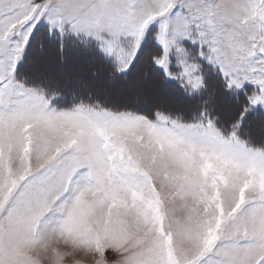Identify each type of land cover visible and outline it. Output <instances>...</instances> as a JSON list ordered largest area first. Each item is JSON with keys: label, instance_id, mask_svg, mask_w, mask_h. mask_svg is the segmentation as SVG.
I'll list each match as a JSON object with an SVG mask.
<instances>
[{"label": "snow or ice", "instance_id": "obj_1", "mask_svg": "<svg viewBox=\"0 0 264 264\" xmlns=\"http://www.w3.org/2000/svg\"><path fill=\"white\" fill-rule=\"evenodd\" d=\"M41 25L172 103L22 72ZM0 264H264V0H0Z\"/></svg>", "mask_w": 264, "mask_h": 264}, {"label": "rangeland", "instance_id": "obj_2", "mask_svg": "<svg viewBox=\"0 0 264 264\" xmlns=\"http://www.w3.org/2000/svg\"><path fill=\"white\" fill-rule=\"evenodd\" d=\"M41 28L44 30L43 25H41ZM78 56L79 55L75 54V52L69 54L68 55L69 58H73L76 60L69 61V63L64 66L63 65L64 63L63 64L61 63V57L57 55L55 50L53 51L52 49L49 48L46 52L45 50L41 52L33 51V53L31 54V56L27 61L28 64L26 68L28 70V73H31L33 76H40L41 74H49L46 73L43 69V67H49V69L51 68L50 74H55L57 77L61 79L73 80L76 78H83L84 80L89 82V87L92 89V91L94 90L99 91V93L101 92L102 94L108 96L113 95L114 99L111 101L115 100V102L119 101L118 99L120 100L126 99L129 100V102L134 103L135 105L145 108H149L150 105L153 103H160V104L172 103L171 98L167 95H161V94L152 95V98H150L151 97L150 96L149 100H147L143 96H138L139 77L137 74L133 76H129L127 81L118 80L114 82H112L107 78L106 73L102 74L101 76H93L91 75V72L92 69L94 68L95 61L93 59L92 61L82 60L83 64H81L79 62ZM124 85L126 87H124ZM153 98H155V100L150 101V99Z\"/></svg>", "mask_w": 264, "mask_h": 264}, {"label": "trees", "instance_id": "obj_3", "mask_svg": "<svg viewBox=\"0 0 264 264\" xmlns=\"http://www.w3.org/2000/svg\"><path fill=\"white\" fill-rule=\"evenodd\" d=\"M43 33H44V30L42 29V28H40V34H39V36L36 38V39H33L32 41H31V43L29 44V46H28V49H27V51H26V62H23L22 64H21V66H20V69H21V71L22 72H24V73H26V74H28L29 76H33L31 73H28V70H27V68H26V66H27V61H28V59H29V57L31 56V54L33 53V51L34 52H37V51H43V50H45V52L50 48V49H52L53 51L55 50L56 51V53H57V55H59L60 56V54L57 52V46H56V42H55V40H53V39H50V38H47V37H44L43 36ZM41 40H42V46H41ZM71 54V53H73V51L71 50V49H67L66 51H65V53H64V55H63V59L61 58V63L65 66L66 64H68L69 63V61H75L76 59H73V58H69L68 57V55L69 54ZM75 54H77V53H75ZM79 56V62L81 63V64H83L81 61L82 60H86V61H92V58H91V56H89L88 54H78ZM40 56V55H39ZM61 57V56H60ZM89 59H88V58ZM78 60V59H77ZM95 62V65H94V67H96L97 66V64L99 63V61L98 60H94ZM67 62V63H66ZM87 68H90V67H87ZM43 69H44V71L46 72V73H50L49 71H50V69H49V67H43ZM92 73V72H91ZM106 73V72H105ZM136 73H132V74H129V76H133V75H135ZM92 75V74H91ZM129 76L127 77V78H124V77H121V76H117L115 79H113V80H111L112 82H114V81H127L128 80V78H129ZM112 82H110V83H112ZM93 84V83H92ZM95 84V83H94ZM122 85H123V83H122ZM124 87H126L125 85H124ZM89 90L90 91H92V89L89 87ZM93 92V94L94 95H98V96H100L101 98H104V99H107L108 101H110V102H113V103H116V104H119V105H126V106H128V107H130V108H134V109H141V110H144V109H147V108H145V107H141V106H138V105H135L134 103H131V102H129V100H126V99H124V100H120V99H118L119 101H116L115 102V100L114 101H111V100H113L114 99V96L113 95H104V94H102L101 92L99 93V91H92ZM121 93V92H120ZM150 98H152V96L150 97ZM147 100H149V97L148 98H146ZM155 100V98H153V99H150V101H154ZM126 102V103H125ZM125 103V104H124ZM165 104H167V103H165ZM222 115H223V113H222Z\"/></svg>", "mask_w": 264, "mask_h": 264}, {"label": "bare ground", "instance_id": "obj_4", "mask_svg": "<svg viewBox=\"0 0 264 264\" xmlns=\"http://www.w3.org/2000/svg\"><path fill=\"white\" fill-rule=\"evenodd\" d=\"M88 58V57H87ZM89 59V58H88ZM55 60V59H54ZM82 62V61H81ZM67 63V62H66ZM89 64V63H88ZM51 69V68H50ZM50 72V71H49ZM137 93V92H136Z\"/></svg>", "mask_w": 264, "mask_h": 264}]
</instances>
